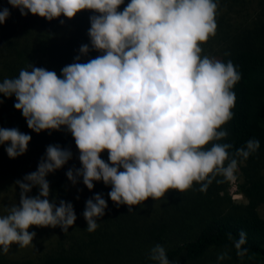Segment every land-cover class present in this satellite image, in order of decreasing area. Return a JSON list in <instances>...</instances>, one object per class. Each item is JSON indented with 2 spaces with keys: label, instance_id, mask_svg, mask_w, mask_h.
<instances>
[{
  "label": "clouds",
  "instance_id": "obj_1",
  "mask_svg": "<svg viewBox=\"0 0 264 264\" xmlns=\"http://www.w3.org/2000/svg\"><path fill=\"white\" fill-rule=\"evenodd\" d=\"M22 16L52 21L61 15L72 19L82 10L94 13L88 31L92 49L102 53L86 63H72L61 75L29 65L18 78L0 82V94L15 96V109L22 112L29 129L40 133L66 127L79 150L80 169L66 175L94 188V181L111 186L108 193L117 205H140L158 200L172 190L183 193L201 184L206 192L217 176L235 178L238 160L230 158L229 143H216L228 136L221 126L233 118L236 95L231 89L241 79L229 60L226 64L201 56L200 44L214 36L217 3L214 0H8ZM10 16L0 10V24ZM63 23V21H61ZM82 45L81 54L89 52ZM227 55V53H226ZM77 60L80 57H76ZM2 103V101H0ZM32 137L18 129L0 128V144L9 158L23 155ZM211 143L210 148L206 145ZM260 147L249 140L234 157L246 161ZM107 150L108 162L101 159ZM69 150L49 145L46 159L35 172L16 184L21 189L18 205L0 216V250L8 254L13 244L33 245L30 226L60 227L64 233L77 217L71 203L50 202L46 176L71 159ZM228 161L227 165L225 162ZM123 169V170H121ZM39 195L29 197L32 188ZM107 202L101 194L86 201L83 217L87 230L97 229ZM228 239L243 259L248 249L247 233ZM251 259V257H249ZM149 259L170 264L165 248L150 250ZM230 259L227 251L218 255Z\"/></svg>",
  "mask_w": 264,
  "mask_h": 264
},
{
  "label": "trees",
  "instance_id": "obj_2",
  "mask_svg": "<svg viewBox=\"0 0 264 264\" xmlns=\"http://www.w3.org/2000/svg\"><path fill=\"white\" fill-rule=\"evenodd\" d=\"M129 2L124 0L118 11ZM214 2L218 5L217 29L200 44L201 56L225 64L230 60L241 76L231 89L236 95L233 118L221 126L228 136L216 143L233 145L229 155L242 165L239 188L247 203L235 202L228 192L229 180L217 176L206 192H201V184L194 181L183 193L169 189L164 197L148 198L132 206L130 212L129 206H117L110 199L111 186L103 181H94V188L89 190L82 177L75 185L67 178L70 169L75 172L82 165L66 127L36 133L28 128L22 112L15 109V96L0 94V128H15L32 137L27 151L14 159L6 152L10 142L0 144V182L37 171L49 145L69 150L71 159L46 176L48 199L57 206L61 200L71 203L77 217L68 232L58 226L47 250L25 258L0 253V264H158L149 259L150 250L157 244L165 248L170 264H264V218L259 213L264 205V0ZM4 8L10 16L0 24V82L18 78L21 69L30 71V64L59 76L67 65L86 63L102 55L92 49L88 35L90 17L96 14L92 11L78 12L72 19L61 15L48 21L30 12L22 16L8 0H0V10ZM82 45L89 46L87 54L80 53ZM253 139L260 147L241 163V157H234L235 151ZM211 143L205 147L210 148ZM101 159L108 162L107 150L101 153ZM96 194H101L108 206L104 216L97 219V229L89 232L83 212L86 201ZM27 195H39V188L34 186ZM241 231L247 233L242 247L248 249V255L243 259L228 239L231 233L238 240ZM225 251L230 259L219 261L218 255Z\"/></svg>",
  "mask_w": 264,
  "mask_h": 264
},
{
  "label": "rangeland",
  "instance_id": "obj_3",
  "mask_svg": "<svg viewBox=\"0 0 264 264\" xmlns=\"http://www.w3.org/2000/svg\"><path fill=\"white\" fill-rule=\"evenodd\" d=\"M87 11V10H82ZM80 11V12H82ZM25 175V174H24ZM24 175L19 176L14 179H8L6 181L0 182V216H4L8 214V210L14 206L19 204L20 200V192L21 189L16 184L17 180L22 182ZM235 178L229 180L228 192L232 199L237 202L238 204H245L247 203L246 198L241 194L240 191V184L243 181V174H242V165L238 164V170L234 173ZM260 215L264 218V205L260 206L259 208ZM58 227L51 228V227H36L30 226L29 232H35L36 236L34 237L32 244L27 247H19L16 244H13L10 248L8 254H4L11 258H25V257H33L34 254L38 252H42L47 250V247L50 245L53 234L57 233ZM0 253L3 254L2 250Z\"/></svg>",
  "mask_w": 264,
  "mask_h": 264
}]
</instances>
